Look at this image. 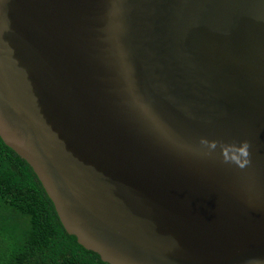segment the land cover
I'll return each mask as SVG.
<instances>
[{
	"label": "water",
	"instance_id": "95a60500",
	"mask_svg": "<svg viewBox=\"0 0 264 264\" xmlns=\"http://www.w3.org/2000/svg\"><path fill=\"white\" fill-rule=\"evenodd\" d=\"M0 138L104 262L264 264V0H0Z\"/></svg>",
	"mask_w": 264,
	"mask_h": 264
},
{
	"label": "trees",
	"instance_id": "16d2710c",
	"mask_svg": "<svg viewBox=\"0 0 264 264\" xmlns=\"http://www.w3.org/2000/svg\"><path fill=\"white\" fill-rule=\"evenodd\" d=\"M0 264H109L67 233L33 169L1 138Z\"/></svg>",
	"mask_w": 264,
	"mask_h": 264
},
{
	"label": "clouds",
	"instance_id": "9594fccd",
	"mask_svg": "<svg viewBox=\"0 0 264 264\" xmlns=\"http://www.w3.org/2000/svg\"><path fill=\"white\" fill-rule=\"evenodd\" d=\"M242 147H243V150H244V155L247 156V155H248L247 149H248V147H249L247 141H245V142L243 143Z\"/></svg>",
	"mask_w": 264,
	"mask_h": 264
}]
</instances>
